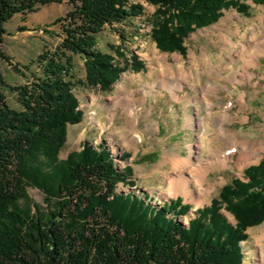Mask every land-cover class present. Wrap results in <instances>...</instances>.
<instances>
[{
    "label": "trees",
    "instance_id": "1",
    "mask_svg": "<svg viewBox=\"0 0 264 264\" xmlns=\"http://www.w3.org/2000/svg\"><path fill=\"white\" fill-rule=\"evenodd\" d=\"M248 1L0 0V59L11 66L3 50L9 22L51 5L71 8L48 26L60 27V44L31 62L30 75L14 66L25 84L9 85L0 71V264L244 263L247 230L264 222V162L246 170V181L225 186L185 225L178 218L191 208L181 199L157 206L147 197L120 194L132 170L120 172L105 145L85 142L66 160L60 153L69 127L84 118L76 90L109 92L123 72L144 68L136 56L127 59L125 44L112 47L122 63L99 49L106 28L141 17L145 2L156 8L150 23L158 48L185 55L192 33L218 23L230 9L248 16ZM76 56L84 61L85 80L76 74ZM7 92L19 108L10 105ZM28 188L45 195L46 210L32 211Z\"/></svg>",
    "mask_w": 264,
    "mask_h": 264
},
{
    "label": "rangeland",
    "instance_id": "2",
    "mask_svg": "<svg viewBox=\"0 0 264 264\" xmlns=\"http://www.w3.org/2000/svg\"><path fill=\"white\" fill-rule=\"evenodd\" d=\"M141 4L143 15L106 28L99 36L98 47L122 63L112 47L125 44L127 59L136 56L144 68L123 72L109 92L99 88L76 90L84 118L80 124L69 127L60 159L81 152L85 142L95 147L105 145L120 172L132 170L133 178L128 184L119 185L120 194L147 197L157 206L181 199L191 211L178 220L188 225L198 210L211 206L225 186L235 179L246 181V170L264 162V55L253 57L256 53L252 49L247 57L239 59V52L250 43L254 48L264 47V4L249 0L248 16L235 9L224 11L218 23L195 31L185 40V55L165 53L158 48L151 38L150 23L156 8ZM70 10L66 4L51 5L35 14L18 15L7 24L3 50L13 66L0 59V71L9 85H23L27 81L14 72V66L22 74L30 75L27 68L31 62L60 44V27L48 26ZM120 33L127 41L121 39ZM242 36L245 39L241 42ZM230 40L232 47L228 45ZM75 68L78 78L85 80L84 61L78 56ZM32 71H36L35 66ZM237 73L239 79H235ZM6 96L11 106L19 108L15 95L7 92ZM205 99L215 103L212 114L221 116L223 106L229 110L222 131L210 128L215 122L208 118L207 134L202 131ZM245 140L256 146L252 163L242 160L239 154L231 156L233 150L226 151L232 146L241 149L240 142ZM183 161L190 162L189 171L177 166ZM199 169L208 170L200 193L186 196L174 192L173 182L182 172L198 187L189 174H196ZM27 194L32 211L35 207L46 210V197L39 189L28 188ZM222 213L237 225L233 215L225 210ZM261 233L264 222L247 230L248 240L242 243L243 264H262Z\"/></svg>",
    "mask_w": 264,
    "mask_h": 264
},
{
    "label": "bare ground",
    "instance_id": "3",
    "mask_svg": "<svg viewBox=\"0 0 264 264\" xmlns=\"http://www.w3.org/2000/svg\"><path fill=\"white\" fill-rule=\"evenodd\" d=\"M262 36L264 37V34H262ZM244 39H245V37L242 36L240 38V41L242 42ZM256 40H257V36H256ZM228 45L230 47H232L234 45L233 41L230 40L229 43H228ZM252 49H254L255 50L254 53H256V55H254L253 57H256L257 55H264V47L255 46V48H254V45L252 43H250L248 47L247 46H244L243 49L239 52V59L244 58V57H247L248 54L251 53L250 51ZM236 59H238V58H236ZM239 76H240V74L237 73L236 76H235V79H239ZM231 80H232V82H234L233 81V75H232ZM172 93H173V91H172ZM243 102H244L243 104L246 105V101L244 100ZM204 106H205V110H206L205 111L206 112V117H204V118H202L200 120L201 121L200 124H201V127H202L201 128L202 131L207 134V131L209 129V128L206 127L207 126L206 125V119L207 118L208 119H212L213 122H215V125L214 126H212L210 124V128H214V129L215 128H218V130L219 129L220 130L223 129L224 124L227 121V116L229 114V110H225V107L223 106V108H222L223 114L221 116H217V115H215V113L212 114V111L214 110L213 108L215 106V103L214 102L208 101V100L205 99ZM219 107H220V105H219ZM208 124H209V122H208ZM240 145H241V149H238L236 146H232L231 148L227 149L226 151H228V150H231L232 151L233 150L232 151V154H230L231 156L236 153V154H239L240 157H241V159L242 160H245V162L252 163L253 162L252 161L253 160V157H254V155H256V151H255V147L256 146H255V144L253 142H250V141L245 140V141L240 142ZM256 150H257V148H256ZM226 151H224V152H226ZM259 151H257V152H259ZM228 157L226 155V158H228ZM190 162H191V160H190ZM190 162L189 161L178 162L177 163L178 164L177 166L180 167L183 171L184 170L185 171H189ZM189 175H191V177L194 176V178L196 179V182L199 184L198 187H196V185L191 182L190 178L188 176H186V172H182L181 175L179 176V178L175 182H173V190H174V192H177V193H180V194L181 193H184L186 196H190L194 192L200 193V187H203L204 186V183L206 182L207 175H208V170H200L199 169L196 172V174L194 172L193 173L191 172ZM259 236H261V239L262 238L264 239V233H261V235H259ZM262 264H264V249H263V252H262Z\"/></svg>",
    "mask_w": 264,
    "mask_h": 264
}]
</instances>
